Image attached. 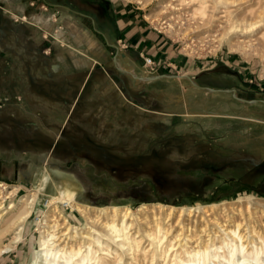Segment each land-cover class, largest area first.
<instances>
[{
	"label": "rangeland",
	"instance_id": "374dc122",
	"mask_svg": "<svg viewBox=\"0 0 264 264\" xmlns=\"http://www.w3.org/2000/svg\"><path fill=\"white\" fill-rule=\"evenodd\" d=\"M120 1L140 9L147 25L176 46L181 65L171 64L169 75H184L193 83L186 77L150 82L134 80L120 72L111 58L115 56L122 68L128 59L122 52L110 54L107 47L87 31L84 21L80 23L84 19L78 13H87L86 5H93L96 0H0V104L3 105L0 121L4 123L6 119L13 123L4 130L0 128V183L7 190L18 189L0 208V214H4L11 203L15 207L10 214H20L18 207L23 196L37 192L33 210L24 221L18 241L14 240L18 231L13 225L15 221L7 228L0 222V248L10 247L0 253V264H31L33 251L38 249L37 225L46 209V199L57 195L56 185L71 192L76 202L91 207L117 205L134 209L141 204L162 203L86 201V196L96 193L109 198L114 196L118 183L75 159L71 168L66 169V157L61 154L64 152L61 132L70 112L71 130L74 126L83 128L94 143L121 156L142 155L166 145V150L172 153L181 150L182 157L195 158L193 167L189 164L184 168L212 167L199 173L183 172L185 179L193 182L191 184L159 189L170 201H175L162 204L192 206L224 201L236 207L237 196L251 195V209L261 215L262 221V224H252L256 232L264 236V195L260 193L264 191V180L258 183L251 174L250 178L243 176L241 181H228L239 172V165L264 169V51L257 42L245 51H230L224 41L219 42V36L209 37L216 32V27L200 20L202 14L192 17L194 7L188 0ZM213 1L207 0L208 14ZM244 1L236 0L228 7L217 6L240 14L247 10L248 4L254 3V0ZM217 12L218 9L213 10ZM167 24L171 25L170 29ZM30 66V75L25 77ZM142 66L143 63L138 62L137 75H156H147ZM46 67L57 74L47 78ZM33 69H37V75H31ZM90 70L93 77L88 81L85 78L82 86L75 87L77 73ZM59 79L67 80L64 87L61 85L63 88L52 84ZM32 81L36 82L35 86H31ZM44 85L51 88L56 97L64 95L66 88L75 87L67 93L72 100L66 105L68 114H49L55 109L59 113L58 101L50 107L46 99L44 103L35 101L40 105L29 101L25 93L36 90L46 95ZM231 90L235 91V97ZM76 101L79 102L76 104ZM48 124L51 127L46 132ZM46 133L51 139L47 149ZM179 160L183 161L181 157ZM173 171L178 172L176 167H172ZM230 186L255 188L234 195L230 190L215 193L219 188ZM213 196L216 197L211 199ZM58 208L64 216L73 219L68 218L71 224L78 222L83 226V220L69 205L59 203ZM239 218L235 217L236 221H240ZM226 223L232 227L231 222Z\"/></svg>",
	"mask_w": 264,
	"mask_h": 264
},
{
	"label": "bare ground",
	"instance_id": "6f19581e",
	"mask_svg": "<svg viewBox=\"0 0 264 264\" xmlns=\"http://www.w3.org/2000/svg\"><path fill=\"white\" fill-rule=\"evenodd\" d=\"M135 1L146 3L149 0ZM188 1L194 7L191 16L202 14L200 20L216 27V32L209 37L219 36V42L224 41L230 51H245L254 47L256 42L264 51V0H254L240 14L226 10L225 6L224 9L217 6L224 4L228 7L236 0H214L209 14L205 10L207 0ZM215 9L219 10L216 14L213 13ZM167 25L170 29L171 25ZM63 188L56 185L57 195L48 199L41 214L36 229L38 249L33 251L31 264L264 263V236H260L252 224H262L261 215L252 211L251 195L237 196L236 207L222 201L192 206L141 204L132 209L129 206L91 207L80 204L71 192ZM17 190L15 187L7 190L0 183V208ZM36 199L37 192H29L20 201V214H10L14 203L0 214L3 228L15 221L13 225L18 227V231L14 240L20 239L24 221ZM59 203L69 205L79 214L83 226L77 221L71 224L73 219L70 217L68 220L59 211ZM235 217H240V221ZM226 222H231L232 227ZM9 249V246H4L0 253Z\"/></svg>",
	"mask_w": 264,
	"mask_h": 264
},
{
	"label": "crops",
	"instance_id": "0c3cea01",
	"mask_svg": "<svg viewBox=\"0 0 264 264\" xmlns=\"http://www.w3.org/2000/svg\"><path fill=\"white\" fill-rule=\"evenodd\" d=\"M85 8L86 10H88L87 13H78V16H81L84 19L80 21V23L82 24V22L84 21L87 31L90 32L92 36L95 37V39H97L104 46H106L110 54H112V52L117 54L119 52H122V55H124V57L128 59L126 61V64L123 65V68L121 66H118L117 63L118 61L116 60L115 56L111 58V63L115 65V67L120 72L130 76V78L134 80L138 79V80H145L150 82L149 80H147V78H151V77H147L145 76V74L137 75L135 73L136 70H138V62L143 63V59H142L143 57L151 58L156 64L155 71L151 73L147 71L146 67L142 66L144 67L145 73L147 75L148 74H156L154 76L161 74L169 75L171 71L169 68L170 66L181 65L179 60L181 56H179L178 52L175 50L176 46H174V44L170 40H168L164 35H162L158 31H155L149 25H147L146 21L143 19V15L140 9L126 5L123 1L120 0H96L95 4L93 5L87 4ZM86 10L84 11L86 12ZM63 64H65V62H63ZM225 64L223 66H226ZM58 66H61V64ZM85 68H86L85 70L88 69V67ZM31 69L32 67L30 66L26 73L24 71L25 77L27 75H30L29 71H31ZM51 70L52 69L46 67L47 78L51 77L53 74L54 75L57 74V73L52 74ZM34 74L37 75V69H33V73H31V75ZM77 74H79V76L76 77L77 78L76 83L74 81L75 87H77L78 85L82 86V83L84 82L85 78L88 81L94 75L92 70ZM39 75L43 76V73H40ZM47 81L48 80L46 79V84ZM66 82L67 80L59 79L58 81L53 82L52 84H58L59 87L62 86L64 87L66 85L65 84ZM35 84L36 82L32 81L31 86H35ZM75 87L66 88V93H64V95H62L63 94L62 93L59 97H56L52 93V89L51 88L48 89L46 85L42 87L43 90H46L45 91L46 95H43L44 93L40 94L36 90L33 91L31 90L30 94L29 93H25V94L26 97H30L29 101L32 104L36 103L40 105L41 103L40 101L44 103V99H46V104L48 103V107H50L49 105H51L55 101H58V104H60L58 106L59 113H57L55 111L56 109L54 108L55 110L53 111L50 110L49 114L53 116L56 114L57 115L61 114L64 116L65 113L68 114V110L67 112H65L67 108L66 105H68V102L72 101L71 96H68L67 93H70V91L74 90ZM35 101L40 103H37ZM77 102L79 101H76L75 103L77 104ZM70 116H71V112L68 114L64 122H67L69 120L70 123ZM46 127H48L46 128V132H48V129H50L51 126L49 125ZM74 129L75 132H80L89 137V135L87 134L86 131H84L83 128L81 127L76 128V126H74ZM70 132L71 131L66 130V134H70ZM50 143H51L50 134L46 133V149L50 147Z\"/></svg>",
	"mask_w": 264,
	"mask_h": 264
},
{
	"label": "flooded vegetation",
	"instance_id": "af4514ba",
	"mask_svg": "<svg viewBox=\"0 0 264 264\" xmlns=\"http://www.w3.org/2000/svg\"><path fill=\"white\" fill-rule=\"evenodd\" d=\"M2 107L3 105L0 104V108ZM3 121H6L4 123L2 120L0 121V128L3 130L13 124L10 120L3 119ZM68 125L69 120L64 124L62 132L63 136L61 138L62 142H64V148L62 147V151L64 152H61V154L66 157L64 164L66 169L71 168L72 162L75 159L83 162L86 168L100 170L118 183V189L115 190L116 194L110 198L109 196L99 193H96L93 196H86V201L91 203L102 204L115 201H170L164 193L160 192L159 189L173 185H186L189 182L191 184L193 182L185 179L183 172L194 171L199 173L209 171L210 168H212L210 166H208L209 168H203V166H197L195 169L184 168L185 165L189 164L190 167H193L192 161H194L195 158L187 159L182 157L183 154H181V150L177 153H172L171 151L166 150V145L161 149H154L149 153L142 155L121 156L103 146L100 147L87 135L75 132L74 128L71 130V124ZM11 129L12 132L15 133L14 128ZM66 130H71L70 134H66ZM6 138H8V136H6ZM180 157L183 161L179 160ZM219 164L223 165L222 162H219ZM209 165L212 166V163ZM172 167H176L178 172H172ZM59 171H62V169ZM228 181L230 182L232 180L230 179ZM150 191H153V193L155 192V194L149 195L148 193ZM178 197L179 196H176V198Z\"/></svg>",
	"mask_w": 264,
	"mask_h": 264
},
{
	"label": "trees",
	"instance_id": "16d2710c",
	"mask_svg": "<svg viewBox=\"0 0 264 264\" xmlns=\"http://www.w3.org/2000/svg\"><path fill=\"white\" fill-rule=\"evenodd\" d=\"M238 168H239V172H237V174H236V176H233L232 178H231V180H232V182L233 181H241V179H243V176L245 177V178H250V176H251V174H253V176L256 178V180H257V182L259 183L261 180L263 181L264 180V169H260V168H258V170H253L250 166L248 167H245L244 165H239L238 166ZM247 176V177H246ZM239 179V180H238ZM231 182V181H230ZM231 182V183H232ZM256 182V183H257ZM251 184H253V183H251ZM255 187H250V186H248V187H232V186H230V187H222V188H219V189H217V191L215 192V193H218V192H223V191H228V190H230L231 192V195H234L235 193H237V192H241L242 190H244V189H254ZM260 193L261 194H263L264 195V191H260ZM216 196H213V197H210L211 199L212 198H215ZM160 202H162V203H172V202H170V201H160ZM180 201H178L177 203H179ZM174 203V202H173Z\"/></svg>",
	"mask_w": 264,
	"mask_h": 264
},
{
	"label": "built area",
	"instance_id": "2783aa9c",
	"mask_svg": "<svg viewBox=\"0 0 264 264\" xmlns=\"http://www.w3.org/2000/svg\"><path fill=\"white\" fill-rule=\"evenodd\" d=\"M142 59H143V66L146 67V69H147V71L149 73L155 71L156 64H155V62L151 58H149V57H143ZM47 201H48V199H46V203H47ZM46 203L44 204L45 207L47 206Z\"/></svg>",
	"mask_w": 264,
	"mask_h": 264
},
{
	"label": "water",
	"instance_id": "95a60500",
	"mask_svg": "<svg viewBox=\"0 0 264 264\" xmlns=\"http://www.w3.org/2000/svg\"><path fill=\"white\" fill-rule=\"evenodd\" d=\"M177 77H186V76H184V75H182V76H176V75H165V74H161V75H157V76H154V77H151V78H147V80L153 81V80H157V79H161V78H172V79H174V78H177ZM186 79L188 81H190L191 83H193V81L190 80L189 77H186ZM234 92H235L234 90H231V93L233 94V96H234ZM238 100L239 101H244V100H241V99H238Z\"/></svg>",
	"mask_w": 264,
	"mask_h": 264
}]
</instances>
